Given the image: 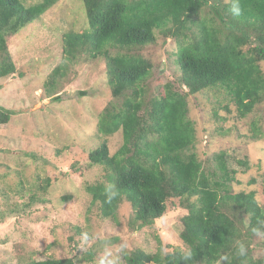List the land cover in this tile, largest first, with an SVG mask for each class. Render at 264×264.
I'll use <instances>...</instances> for the list:
<instances>
[{
  "label": "trees",
  "instance_id": "obj_1",
  "mask_svg": "<svg viewBox=\"0 0 264 264\" xmlns=\"http://www.w3.org/2000/svg\"><path fill=\"white\" fill-rule=\"evenodd\" d=\"M57 1L26 6L22 0H0V78L25 76L9 38ZM83 2L90 30L64 35L63 58L76 60L84 54L89 60H103L111 92L97 126L104 139L89 152L87 165L102 166L104 177L87 183L86 190L98 204L101 219L115 218L128 202L140 227L161 218L168 201L177 200L187 210L180 234L186 250L163 254L135 248L125 253V264H264V257L255 258L251 247L255 236L264 235V205L254 191H233L240 181L226 151L200 158L188 103L189 93L221 87L241 118L264 104V0ZM234 5L239 14L232 11ZM158 34L175 40L180 81L188 92L171 81L151 87L154 63L142 51ZM66 67L60 63L47 75L46 97L53 96ZM11 115L0 106V124ZM118 131L123 140L111 153L107 139ZM248 133L246 143L262 139L264 126L253 120ZM238 163L249 167L247 158ZM49 184L50 179L41 189ZM23 264L85 263L63 257Z\"/></svg>",
  "mask_w": 264,
  "mask_h": 264
},
{
  "label": "rangeland",
  "instance_id": "obj_2",
  "mask_svg": "<svg viewBox=\"0 0 264 264\" xmlns=\"http://www.w3.org/2000/svg\"><path fill=\"white\" fill-rule=\"evenodd\" d=\"M40 1L22 0L26 6ZM71 30H90L83 0H58L9 38L25 76L0 78V106L12 111L10 120L0 124V264L63 257L85 264H125V253L135 248L163 254L186 250L180 234L187 210L177 200L168 201L166 213L150 226L133 221L128 202L113 219L99 216L86 184L103 179L105 171L100 165H87L89 152L104 139L97 126L111 92L103 60H89L84 54L64 60L63 39ZM176 51L175 40L159 34L143 49L154 63L151 87L171 81L188 92L180 81ZM60 63L67 65L64 77L53 96L46 97L45 79ZM56 95L62 100H53ZM188 103L200 158L226 151L240 181L233 191H254L264 205V138L246 143L244 136L253 120L264 126V104L241 118L221 87L189 93ZM107 140L114 153L122 132ZM243 158L248 159V169L238 163ZM48 179L49 186L41 189ZM263 243L264 235L253 238L257 259L264 257Z\"/></svg>",
  "mask_w": 264,
  "mask_h": 264
},
{
  "label": "clouds",
  "instance_id": "obj_3",
  "mask_svg": "<svg viewBox=\"0 0 264 264\" xmlns=\"http://www.w3.org/2000/svg\"><path fill=\"white\" fill-rule=\"evenodd\" d=\"M232 11H233L234 13H236V14H239V12H240V8H239L238 6H236V5H234ZM243 252H244V249H243V247H241V249H240V253L243 254Z\"/></svg>",
  "mask_w": 264,
  "mask_h": 264
}]
</instances>
